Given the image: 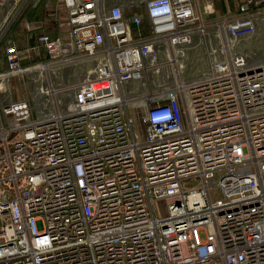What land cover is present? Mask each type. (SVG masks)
<instances>
[{"label":"built area","instance_id":"built-area-1","mask_svg":"<svg viewBox=\"0 0 264 264\" xmlns=\"http://www.w3.org/2000/svg\"><path fill=\"white\" fill-rule=\"evenodd\" d=\"M29 1L0 29V76L32 75L49 95L50 70L94 66L66 105L0 101V264H264V63L240 50L264 0H234L222 18L209 1L125 14L57 0V35L34 45L14 32L45 26ZM193 56L208 66L186 78Z\"/></svg>","mask_w":264,"mask_h":264},{"label":"rangeland","instance_id":"rangeland-1","mask_svg":"<svg viewBox=\"0 0 264 264\" xmlns=\"http://www.w3.org/2000/svg\"><path fill=\"white\" fill-rule=\"evenodd\" d=\"M42 0H30L27 6H35ZM25 0H20L18 5L16 0H0V29L3 26L5 19L14 7H19ZM240 50L247 53L251 58L252 62L264 63V24H261L256 34L240 44ZM1 55V54H0ZM36 60H39V57ZM93 63H82L77 66L66 67V68H54L48 72L55 89L57 92H51L49 95L40 92L41 82L36 81V77L30 75H16L9 79L0 77V101L11 97L14 99L19 98H32L35 96L36 102L39 106H43L45 103L48 104L49 100L61 101L63 105H66L70 101V95L66 89L69 81L79 75H86L88 69L93 68ZM208 66V61L205 57H191L187 64H185L184 75L186 78L193 77L195 75H201ZM6 69V65L0 64V73H3ZM35 74H38L35 73ZM46 84V81H44ZM7 85L8 89L2 91ZM2 89V90H1ZM192 180V179H191ZM197 181H193L196 184ZM212 199L221 198V190L218 187L211 188ZM164 205H160L163 208ZM159 216L163 215V210L157 211ZM201 237L204 238V233L201 232Z\"/></svg>","mask_w":264,"mask_h":264},{"label":"crops","instance_id":"crops-1","mask_svg":"<svg viewBox=\"0 0 264 264\" xmlns=\"http://www.w3.org/2000/svg\"><path fill=\"white\" fill-rule=\"evenodd\" d=\"M50 1L52 3V7L50 9L45 8V2ZM147 0H102V3L107 7H113V6H120L125 14H130L131 11H138L137 7L139 4L144 3ZM213 2L214 7H215V17H227L230 14H233L235 12L234 10V0H198L199 2V7L201 10L203 9V4L206 2ZM243 1V0H239ZM57 0H42L35 6H27V9L25 10L24 15L27 16V18L33 22H38L41 20H48L50 24H48L47 28L43 29L42 31H47L50 34L57 35L58 30L56 29V26L52 24V12L55 8ZM37 8V9H36ZM38 20V21H37ZM14 32L17 35V39L19 43H24L26 42L27 38H31L34 35L38 37L41 35V31H34L32 33H28L25 28L21 24H17L16 27L14 28ZM59 33H62L65 35L66 38V33L67 29H64L62 31H59ZM30 36V37H29ZM34 43L36 40L33 41ZM31 43V42H30ZM1 56V55H0ZM0 59H2L0 57ZM0 64L3 65V62L0 60ZM5 88L2 91H5L8 89L7 85L4 86Z\"/></svg>","mask_w":264,"mask_h":264},{"label":"trees","instance_id":"trees-1","mask_svg":"<svg viewBox=\"0 0 264 264\" xmlns=\"http://www.w3.org/2000/svg\"><path fill=\"white\" fill-rule=\"evenodd\" d=\"M36 9H37V8H36ZM37 21H38V20H37ZM41 21L43 22V24H44L45 26H43V27H41V28L38 27V28L35 29V31H39V30H40V31L42 32V30L44 29V27H46V24H45L46 20H41ZM29 37H30V36H29ZM36 38H37V37H36L35 35H34L33 37L31 36L30 39H31V44H32V45H34V42H33V41L36 40ZM36 59H37V58H35V62H37Z\"/></svg>","mask_w":264,"mask_h":264},{"label":"bare ground","instance_id":"bare-ground-1","mask_svg":"<svg viewBox=\"0 0 264 264\" xmlns=\"http://www.w3.org/2000/svg\"><path fill=\"white\" fill-rule=\"evenodd\" d=\"M39 68L40 70H38L40 73H44V71L47 70V67H37ZM1 77V76H0ZM4 78V77H3ZM45 91V90H44ZM46 92V91H45ZM44 94V93H43Z\"/></svg>","mask_w":264,"mask_h":264}]
</instances>
